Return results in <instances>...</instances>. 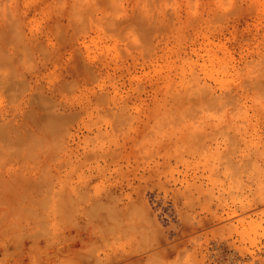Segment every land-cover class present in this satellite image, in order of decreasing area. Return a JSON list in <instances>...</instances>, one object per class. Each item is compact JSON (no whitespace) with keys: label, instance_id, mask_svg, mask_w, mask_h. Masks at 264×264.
<instances>
[{"label":"rangeland","instance_id":"374dc122","mask_svg":"<svg viewBox=\"0 0 264 264\" xmlns=\"http://www.w3.org/2000/svg\"><path fill=\"white\" fill-rule=\"evenodd\" d=\"M0 112V264H264V0H0Z\"/></svg>","mask_w":264,"mask_h":264},{"label":"bare ground","instance_id":"6f19581e","mask_svg":"<svg viewBox=\"0 0 264 264\" xmlns=\"http://www.w3.org/2000/svg\"><path fill=\"white\" fill-rule=\"evenodd\" d=\"M145 14H147L146 11H145ZM176 96H177L176 99H175V97H174V99H175L176 101L178 100V101H179L178 103L181 104L182 101L184 100V98H183L181 95H179V96L176 95ZM180 96H181L182 99H183V100L180 99L181 101H180L179 99H177V98H181ZM171 99L174 100L172 97H171ZM189 99H190V98H189ZM208 99H209V98H208ZM208 99H206V101H207L206 103H207V104H209L210 102H213L212 100H209V101H208ZM208 102H209V103H208ZM182 104L185 105L184 101H183ZM184 105H181V106H184ZM189 105H190V106H189ZM189 105H188V103H187L186 106L183 107V108H186V109L188 108L189 110H191V109H192V108H191V107H192L191 105H193V104H190V103H189ZM177 106H178V105H177ZM188 106H189L191 109H190ZM193 106L195 107V105H193ZM194 107H193V108H194ZM183 108L180 107V109H181L182 111H185L186 109L183 110ZM196 108H199V109H200V107H196ZM202 108H203V107H202ZM188 109H187V110H188ZM172 110H175V112L177 113V116H176V117L181 116V117H179V118L182 119V115H183V114L181 115V114L179 113V111H178L179 109L176 110V107L174 108V106H173V109L171 108V111H172ZM181 110H180V111H181ZM192 110H193V109H192ZM192 110H191V113H192ZM195 110H197V109H195ZM171 111H170V114L168 115V116H170V117H169V120H170L169 125H170L171 129H175V126H176V125H174V122H176L175 119H177V118H175L174 116H175L176 113L173 111L175 114H174V113L171 114ZM188 112H190V111H188ZM193 112H194V111H193ZM196 112H198V111H195V113H196ZM0 113H1V114H4L5 112H4V113L0 112ZM191 113H189L188 116H190V115L192 116ZM1 114H0V115H1ZM193 114H194V113H193ZM185 115H187V112H186ZM194 115H195V114H194ZM183 116H184V115H183ZM2 117H3V116H2ZM186 117H187V116H186ZM186 117H183V118L186 119ZM189 118H190V117H189ZM180 119H178V120H180ZM178 120H177V125L179 124ZM187 120H188V118H187ZM181 121H182V120H181ZM185 121H186V120H185ZM182 122H184V120H183ZM176 129H177V128H176ZM194 129H195V128H194ZM47 152H48V151H47ZM47 154H48V153H47ZM46 156H47V155H46ZM20 158H22V157H20ZM41 158H42V157H41ZM41 158H39V159H41ZM42 159H43V158H42ZM18 231H19V230H18ZM34 232L36 233V231H34ZM37 232H38V231H37ZM15 233H16V232H15ZM15 233H14V234H15ZM25 233H27V231H26ZM7 234H8V233H7ZM10 234H11V233H10ZM18 236H19V235H18ZM24 236H25V235H24ZM31 236H32V235H31ZM31 236H30V238H31ZM36 236H37V235H36ZM41 236H42V235H41ZM69 236H70V235H69ZM45 237H46V236H45ZM87 237H88V235H87ZM32 238H33V237H32ZM32 238H31V239H32ZM38 238H39V237H38ZM38 238H37V239H38ZM67 238H68V237H67ZM90 238H91V237H90ZM14 239H15V236H14ZM14 239H13V240H14ZM19 239H20V238H19ZM42 239H43V237H42ZM72 239H73V238H72ZM77 239H78V238H77ZM80 240H81V239H80ZM15 241H16V240H15ZM17 241H19V240H17ZM17 241H16V242H17ZM33 241H34V243L36 242V241H35V238H34ZM33 241H32L31 243H33ZM76 241H77V240H76ZM78 241H79V240H78ZM31 243H30V244H31ZM36 243H37V242H36ZM3 244H4V242H3ZM30 244H29V245H30ZM70 244H71V243H70ZM74 244H75V243H74ZM33 245H34V244H33ZM22 246H23V245H22ZM31 246H32V244H31ZM68 246H70V245H67V246H65V247L68 248ZM20 247H21V246H20ZM32 247H33V246H32ZM6 248H7V247H6ZM52 248H53V247H52ZM58 248H59V247H58ZM77 248H78V247H76V249H77ZM11 249H12V248H11ZM20 249H21V248H20ZM47 250H48V249H47ZM70 250H71V249H70ZM6 251H7V249H6ZM22 251H23V250H22ZM26 251H27V250H26ZM29 251H31V250H30V247H29ZM29 251H28V252H24V253L32 254V253H29ZM33 251H34V250H33ZM55 251H56V250H55ZM71 251H73V250H71ZM2 252H4L3 249H2ZM31 252H32V251H31ZM56 252H57V251H56ZM61 252H63V251L61 250ZM75 252H76V251H75ZM77 252H78V250H77ZM77 252H76V254H77ZM87 252H88V250H87ZM0 253H1V252H0ZM5 253H6V252H5ZM10 253H11V252H10ZM6 254H7V253H6ZM22 254H23V253H22ZM34 254H35V253H33V256H34ZM53 254H55V252H54ZM87 254H88V253H87ZM4 255H5V254H4ZM23 255H24V254H23ZM51 255H52V254H51ZM88 255H90V253H89ZM118 255H119V254H118ZM120 255L123 256V254H120ZM124 255H125V254H124ZM1 256H2V255H1ZM5 256H6V255H5ZM11 256H12V255H11ZM26 256H27V255H26ZM28 256H29V255H28ZM54 256H55V255H54ZM122 256H121V258H123ZM21 257H22V255H21ZM21 257H20V258H21ZM90 257H91V255H90ZM110 257H111V260H113V261H115V259L117 260L118 258L120 259V257H116V255H115V256L113 255V256H110ZM112 257H114V259H112ZM115 257H116V258H115ZM7 258H8V256H7ZM9 258H10V256H9ZM29 258H30V257H29ZM31 258H33V257L31 256ZM91 258H92V257H91ZM108 258H109V257H108ZM17 259H18V258H17ZM88 260H89V257H88ZM108 260H110V259H107L106 262H107ZM111 260H110V262H112ZM86 261H87V260H86ZM91 262H92V259H91ZM91 262H90V264H91ZM15 263H16V262H15ZM88 263H89V262H88ZM103 263H104V262H103ZM103 263H102V264H103ZM107 263H108V262H107ZM98 264H99V263H98ZM100 264H101V263H100ZM104 264H106V263H104Z\"/></svg>","mask_w":264,"mask_h":264}]
</instances>
